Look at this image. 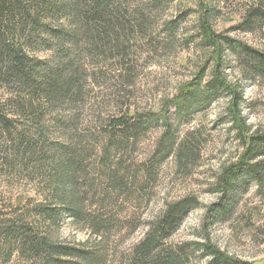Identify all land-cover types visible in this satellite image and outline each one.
<instances>
[{
	"label": "rangeland",
	"instance_id": "obj_1",
	"mask_svg": "<svg viewBox=\"0 0 264 264\" xmlns=\"http://www.w3.org/2000/svg\"><path fill=\"white\" fill-rule=\"evenodd\" d=\"M111 1L133 19L145 14L143 27L130 29L120 54L110 42L90 45L84 37L70 47L69 60L74 59L72 70L79 82L75 95L49 105L40 102L37 124L33 116L18 113L20 85L0 81L3 115L12 122L9 130L0 123V264H44L29 251L30 243L21 246V237L10 236V244L1 238L14 224L83 247L93 256L88 264H128L132 250L168 204L186 196L197 204L166 244L191 250L184 264H206L209 259L192 243L202 240L204 216L220 201L219 174L238 160L244 146L227 113L225 94L204 107L179 111L174 104L178 88L203 65L204 80L211 73L197 36L200 1ZM208 2L216 9L212 23L217 32L264 50L257 19L247 29L239 28L250 8L264 6V0ZM172 20L177 21L175 29L167 26ZM36 54L42 59L56 56L49 47ZM232 66L226 72L236 82L240 77L242 116L252 131L264 133V77L246 79L237 61ZM127 110L143 117L166 111L170 125L153 120L126 138L119 129L114 131V120ZM22 130L31 137L24 145L16 141ZM168 134L175 145L163 156L159 150ZM183 141L194 151L180 161L177 145ZM60 148L66 152H56ZM66 155L79 162L75 174L60 167ZM237 189L225 213L211 219L208 233L222 250L264 264V184L245 179ZM62 190L74 194L78 216L64 207L67 196ZM38 205L55 213L44 227L34 218Z\"/></svg>",
	"mask_w": 264,
	"mask_h": 264
},
{
	"label": "trees",
	"instance_id": "obj_2",
	"mask_svg": "<svg viewBox=\"0 0 264 264\" xmlns=\"http://www.w3.org/2000/svg\"><path fill=\"white\" fill-rule=\"evenodd\" d=\"M83 1L85 6L82 5ZM199 1L202 11L199 13L197 36L201 39L203 56L207 57L211 64V73L209 79L204 80L206 66L203 65L197 76L178 88L174 104L179 111L184 107H204L225 94L227 113L238 129L244 148L238 160L223 168L219 174L216 187L220 201L209 208L204 216L202 240L192 244L199 246L203 255L209 257L206 264H255L254 261L239 258L218 247L211 240L208 224L211 219L225 213V204L237 193V187L245 179H254L260 185L264 184V133L259 130L252 131L248 127L241 111L243 89L239 82L240 77H235L236 82L230 79L226 72V69L233 67L232 62L237 61L243 70L240 74L246 79H255L259 75L264 77V50L223 32H217L212 23L216 9L209 2L208 4L207 0ZM139 15L140 17L133 19L126 13V8L122 10L116 7L111 0H0V81L9 85L18 84L23 89L17 96L18 113L27 118L33 116L32 121L37 124L43 107L41 103L49 105L75 95L79 82L76 71L72 70L75 67L74 59L69 60L70 47L77 46L78 42L84 40L90 45L95 42H110L120 54L130 29H134V26L142 28L144 25L146 16L142 12ZM254 19L260 22L264 31V6L251 7L239 28L247 29ZM176 22L170 21L168 28L175 29ZM82 37L84 40H80ZM33 42H37V49L34 48ZM43 47L55 51L56 56L48 59L38 57L36 52ZM23 91L26 94L23 95ZM37 100L38 106L34 104ZM165 112L143 117L137 111L127 110L114 120V131L119 129L129 138L146 128L153 120H162L164 124L170 125ZM3 114L4 107L0 101V123L5 124L9 130L12 122ZM29 138L31 137L27 131L22 130L18 133L16 141L24 145L29 143ZM170 138L171 134H168L166 143L163 141L164 144L162 143L159 150L163 156H168L175 145ZM177 146L180 161L194 151L188 141H183ZM56 152L66 151L65 148H60ZM79 156L81 157V153ZM66 157L60 167L75 174L79 162L68 155ZM61 194L65 195L66 191L62 190ZM65 196L67 203L64 207L69 213L78 216L74 194ZM196 202L194 198L186 196L168 204L163 214L153 222L132 250L127 263L184 264L186 258L189 260L191 250L189 251L187 246L171 247L166 244V240L196 206ZM54 215L48 206L38 205L34 218L44 227L47 219L53 218ZM30 229L32 228L24 229L21 226L16 227L15 224L10 225L5 228L1 238L10 244V236L21 237V246L30 243L29 251L44 264H88L87 260L93 259L83 247L76 248L58 243L44 233L32 234ZM6 249L9 250L10 246Z\"/></svg>",
	"mask_w": 264,
	"mask_h": 264
}]
</instances>
